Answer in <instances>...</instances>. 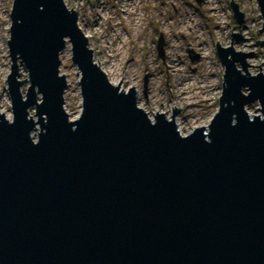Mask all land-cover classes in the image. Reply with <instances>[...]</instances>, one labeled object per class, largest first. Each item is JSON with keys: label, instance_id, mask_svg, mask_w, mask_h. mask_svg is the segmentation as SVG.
Instances as JSON below:
<instances>
[{"label": "water", "instance_id": "1", "mask_svg": "<svg viewBox=\"0 0 264 264\" xmlns=\"http://www.w3.org/2000/svg\"><path fill=\"white\" fill-rule=\"evenodd\" d=\"M229 1L239 29L243 12ZM256 5L264 31V0ZM9 20L0 264H264V64L247 72L251 52L232 46L239 33L214 43L217 112L182 135L178 109L150 120L133 87L107 81L63 0H12ZM66 43L81 98L72 121L59 73ZM254 102L259 114L249 115Z\"/></svg>", "mask_w": 264, "mask_h": 264}, {"label": "rangeland", "instance_id": "2", "mask_svg": "<svg viewBox=\"0 0 264 264\" xmlns=\"http://www.w3.org/2000/svg\"><path fill=\"white\" fill-rule=\"evenodd\" d=\"M243 12L239 29L229 9V0H63L76 13L77 27L92 50V61L107 81L121 91L133 87L137 106L153 119L163 113L170 119L171 109L178 133L207 127L217 112L223 66L215 54L218 45H230V33H239L233 41L235 51L251 52L246 60L250 75L263 72L264 31H261L256 0H231ZM12 0L0 5V114L11 121L6 77L10 68L7 42ZM259 29V30H258ZM239 30V31H238ZM256 30V31H255ZM230 32V33H229ZM254 40L261 41L256 44ZM69 44L59 55V73L65 76L63 108L69 120L81 112L79 73L70 61ZM259 65V66H258ZM260 68V69H259ZM17 79L26 88V74L18 62ZM257 102L245 106L249 115L259 114ZM29 115L34 118L33 108ZM35 119V118H34ZM37 129V128H36ZM38 129L31 132L35 141Z\"/></svg>", "mask_w": 264, "mask_h": 264}, {"label": "bare ground", "instance_id": "3", "mask_svg": "<svg viewBox=\"0 0 264 264\" xmlns=\"http://www.w3.org/2000/svg\"><path fill=\"white\" fill-rule=\"evenodd\" d=\"M1 2H2V0H0V5H1ZM0 12H1V10H0ZM98 67H99V65H98ZM99 69L101 70V67H99ZM151 120V119H150ZM173 121H174V123L176 124V127L178 128V123L176 122V118H173ZM205 127V126H204ZM178 131V130H177Z\"/></svg>", "mask_w": 264, "mask_h": 264}]
</instances>
